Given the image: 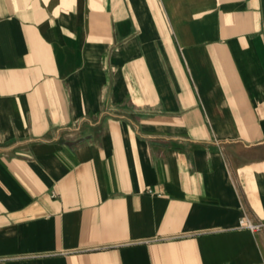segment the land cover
Returning <instances> with one entry per match:
<instances>
[{"label": "crops", "instance_id": "crops-1", "mask_svg": "<svg viewBox=\"0 0 264 264\" xmlns=\"http://www.w3.org/2000/svg\"><path fill=\"white\" fill-rule=\"evenodd\" d=\"M243 216L264 0H0V264H264Z\"/></svg>", "mask_w": 264, "mask_h": 264}, {"label": "built area", "instance_id": "built-area-1", "mask_svg": "<svg viewBox=\"0 0 264 264\" xmlns=\"http://www.w3.org/2000/svg\"><path fill=\"white\" fill-rule=\"evenodd\" d=\"M150 192L152 193L151 190ZM238 227L241 229H248L254 233H258L264 230V222H256L249 216H243L239 221Z\"/></svg>", "mask_w": 264, "mask_h": 264}]
</instances>
